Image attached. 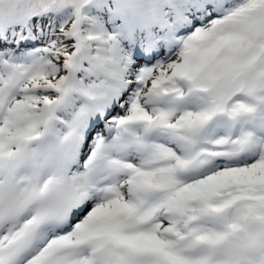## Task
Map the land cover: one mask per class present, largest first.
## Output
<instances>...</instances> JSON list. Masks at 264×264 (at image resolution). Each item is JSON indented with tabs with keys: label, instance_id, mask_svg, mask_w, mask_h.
I'll return each instance as SVG.
<instances>
[{
	"label": "snow or ice",
	"instance_id": "snow-or-ice-1",
	"mask_svg": "<svg viewBox=\"0 0 264 264\" xmlns=\"http://www.w3.org/2000/svg\"><path fill=\"white\" fill-rule=\"evenodd\" d=\"M0 264H264V0H0Z\"/></svg>",
	"mask_w": 264,
	"mask_h": 264
}]
</instances>
